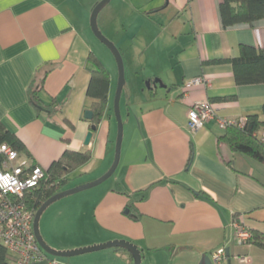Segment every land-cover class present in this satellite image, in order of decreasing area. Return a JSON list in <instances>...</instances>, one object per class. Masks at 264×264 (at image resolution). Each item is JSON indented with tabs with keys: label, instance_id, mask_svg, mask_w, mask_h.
<instances>
[{
	"label": "crops",
	"instance_id": "obj_1",
	"mask_svg": "<svg viewBox=\"0 0 264 264\" xmlns=\"http://www.w3.org/2000/svg\"><path fill=\"white\" fill-rule=\"evenodd\" d=\"M70 2L0 0V122L23 142L30 153L27 160L36 166L49 170L67 150H90L92 159L82 168L100 159L99 178L113 162L111 147L118 129L111 110L117 85L112 78L107 113L85 145L91 132L85 117L91 104L88 58L94 51L88 26L72 16ZM221 2L150 0L137 7L122 0L126 12L136 17L130 19L131 28L144 21L138 29L141 35L137 34L141 45H147L150 31L157 30V41L162 33H170L169 49L151 54L154 77L170 92L160 88L162 96L156 91L124 122L116 180L88 196L94 200L95 235L57 243L45 237L50 247L67 251L125 240L139 247L143 264H205V257L211 259L221 248L226 249V258L232 257L230 238L236 217L246 229L264 234V170L258 166L264 164L219 142L224 131L215 122L196 132L189 129L192 105L225 97L232 100L214 101L221 117L264 119V84L238 86L231 64H205L238 57L243 44L264 51V20L225 30ZM130 7L137 14L132 15ZM46 71L50 73L40 98L45 106L58 103L53 114L40 112L29 93ZM198 77L210 79L211 87L186 92L185 84ZM258 136L264 140V129ZM131 211L139 218H133ZM241 246L244 252L237 256L246 257L247 264H264V250ZM237 256L232 259L237 261ZM96 257L82 261L134 264L129 253L116 249ZM228 264L233 262L229 259Z\"/></svg>",
	"mask_w": 264,
	"mask_h": 264
},
{
	"label": "rangeland",
	"instance_id": "obj_2",
	"mask_svg": "<svg viewBox=\"0 0 264 264\" xmlns=\"http://www.w3.org/2000/svg\"><path fill=\"white\" fill-rule=\"evenodd\" d=\"M101 1L102 0H71L70 5H72V7L70 6L69 9L72 14H74L72 16H74L76 20L80 19L88 26L87 34L92 50L109 69L113 78V84L116 86L119 80V71L116 60L111 51L104 44H102L94 36L91 29H89L91 14L97 4ZM149 1L150 0H134L130 2V0H127L128 3L131 5L134 3L137 7L143 5L144 3H148ZM121 3L122 0H112L99 14L98 26L103 35L112 43H114L115 46L123 53L122 56L125 65L126 84L121 98L120 109L123 121L125 122L128 118H133L136 115L142 104L146 103L151 98H154L156 96V91L160 96L164 94V90L160 89L159 86L156 88L157 90L155 89V81L157 79L153 74L154 69L151 65V57H153V55L151 54L153 53L152 50L169 49V47L173 44V41L170 37V33H162L161 39L157 41L158 35H155L157 32L156 30L154 31L155 33L153 31L148 32L149 37L147 38V45H141L137 34L141 35L138 29L139 25L142 26L144 21L135 22V25L131 28V14L126 12L128 7L122 6ZM130 12H132V15L137 14L131 7ZM135 19L136 17L134 16L132 20ZM161 42H163L164 45ZM145 50L147 51L145 52ZM149 84L152 88L149 87ZM115 94L113 99L112 118L113 124H115V129L117 131V121L114 113ZM114 140L115 141L111 147V150L113 151V162L116 153L117 136L116 139L114 138ZM120 164L121 159L118 168L120 167ZM258 166L264 170L262 165ZM87 168L92 169H90V172H87ZM102 168L103 162L100 159L94 161L91 167L88 165V167L80 168L70 175L67 183L62 187V191L71 190L96 181L104 175L103 174L99 178H96V175L99 173V171H101ZM118 168L115 174L103 184L95 188L65 197L52 204L44 212L41 218L40 232L43 238L46 237V239H48L50 242L57 243L66 240H77L87 236H94V231L96 230L95 223L93 221L94 200L92 198L90 199L88 196L93 194V192H97V190L104 191L112 186L116 180V175L119 170ZM109 169L105 172V174L109 171ZM231 233L232 236L230 238V249L232 250V257L225 258L223 264H228L229 259L233 262V264H240V260L238 259L239 256L237 255L243 254L244 250L241 248L244 247H242L241 244H239V241L236 239L235 231H232ZM107 251L113 252L114 249L84 254L73 258H61L60 260L68 263L71 262L73 264H84L83 261H88L90 259L96 260V256H98V254H102L103 252ZM233 255L237 256V261L232 259ZM89 264L95 263L92 262Z\"/></svg>",
	"mask_w": 264,
	"mask_h": 264
},
{
	"label": "trees",
	"instance_id": "obj_3",
	"mask_svg": "<svg viewBox=\"0 0 264 264\" xmlns=\"http://www.w3.org/2000/svg\"><path fill=\"white\" fill-rule=\"evenodd\" d=\"M219 15L222 27L225 30L241 25L252 26L254 23L264 20V0H222L219 6ZM225 63L232 65L236 85L264 84V51L254 46L243 44L240 45L238 57L208 61L205 64ZM88 65H90L91 80L87 90V98L91 101L89 109L93 113L92 119L89 120V128L91 132H96L108 110L112 76L109 69L94 52L89 55ZM49 73V71L44 72L42 77L37 79V82H34L29 93L33 104L40 112L48 110L50 114H53L58 111L55 108L58 103L53 102L51 106H45L40 98V93L45 89ZM230 100L232 98L225 97L211 100V102ZM111 111L113 112V109ZM262 115L264 117V105ZM262 129H264V119L259 115H253L247 118V122L243 127L232 126L223 130L224 135L219 138V142L226 143L234 153L245 155L256 162L264 164V140L258 136ZM3 144H7L16 150L21 158L30 159V153L23 142L0 122V146ZM91 159L92 152L90 150L80 152L67 150L59 161L55 162L49 170H45L46 178L36 190L27 196L26 203L28 208L37 212L46 201L62 192V187L67 183L72 173L87 165ZM192 160L193 155L189 165H191ZM4 161L5 157L0 155V170L3 168ZM28 164L30 167L36 166L30 160H28ZM229 166H231V163ZM204 197L208 199L207 196ZM130 215H133V218H139V215L133 214L132 211ZM238 220V217H236L235 222H239ZM249 232L252 238L247 244L264 250V234L256 230H249ZM116 250L129 253L123 249ZM14 263V256L0 244V264Z\"/></svg>",
	"mask_w": 264,
	"mask_h": 264
},
{
	"label": "built area",
	"instance_id": "obj_4",
	"mask_svg": "<svg viewBox=\"0 0 264 264\" xmlns=\"http://www.w3.org/2000/svg\"><path fill=\"white\" fill-rule=\"evenodd\" d=\"M211 87V81L198 77L185 84L186 92L195 87ZM189 129L196 132L215 122L221 130L228 127H243L247 118L231 119L221 117L218 107L209 100L192 105L188 112ZM0 155L5 157L0 170V244L14 256V264H71L58 258L49 257L39 246L34 232L36 212L28 208L27 196L36 190L46 178V171L30 167L28 160L21 158L16 150L7 144L0 146ZM236 239L245 245L252 238L251 233L240 222L233 223ZM226 249L221 248L211 254L213 264H222ZM241 263H249L246 257H238Z\"/></svg>",
	"mask_w": 264,
	"mask_h": 264
},
{
	"label": "water",
	"instance_id": "obj_5",
	"mask_svg": "<svg viewBox=\"0 0 264 264\" xmlns=\"http://www.w3.org/2000/svg\"><path fill=\"white\" fill-rule=\"evenodd\" d=\"M112 0H102L97 4V6L94 8L91 17H90V29L94 36L102 43L104 44L113 54L117 66H118V71H119V80L117 84V89H116V94H115V100H114V113L117 121V140H116V153H115V159L114 162L109 169V171L104 174L101 178L97 179L96 181L90 182L88 184L76 187L71 190H66L62 191L56 195H54L52 198H50L48 201H46L41 208L36 212L35 215V220H34V232L37 238V242L41 249L50 257L54 258H73L77 257L80 255L84 254H89V253H95L107 249H123L127 250L131 256L133 257L134 264H143V256H142V251L139 249L137 245H135L132 242L125 241V240H116V241H111L99 245H94V246H89L86 248H81V249H74V250H67V251H60L56 250L52 247H50L47 242L44 240L43 236L41 235L40 232V222L41 218L44 214V212L55 202L95 188L101 184H103L105 181L110 179L116 172L120 159H121V150H122V145H123V138H124V121L123 117L121 115V109H120V104H121V98L123 94V90L125 88L126 80H125V65H124V60L121 51L115 46L114 43H112L110 40H108L103 33L100 31L99 26H98V17L101 11L111 2ZM168 2V0H166ZM155 85L158 88L162 89H167L168 92H170V89L166 85L163 84V82L160 79H157L155 81ZM149 87L151 85L149 84ZM93 116V113L91 111H87L85 114L86 119L91 120ZM93 137V133L90 132L86 138L85 145H89L91 142V139ZM205 264H213L211 259L209 257H205L204 259Z\"/></svg>",
	"mask_w": 264,
	"mask_h": 264
}]
</instances>
